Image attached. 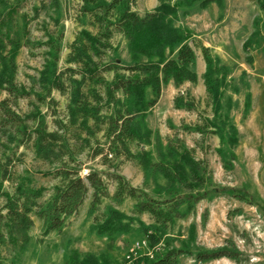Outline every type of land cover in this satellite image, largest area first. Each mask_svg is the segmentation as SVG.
Masks as SVG:
<instances>
[{
	"label": "trees",
	"instance_id": "16d2710c",
	"mask_svg": "<svg viewBox=\"0 0 264 264\" xmlns=\"http://www.w3.org/2000/svg\"><path fill=\"white\" fill-rule=\"evenodd\" d=\"M27 1L0 0V90L8 94L0 100V127L7 123L17 126L22 140L29 144L35 155L52 160V167L45 174L57 180V183L52 187L49 197L41 200L46 189L35 186L30 173L21 174L10 167L9 161L0 160V264L13 262L8 259L3 248L16 255L29 245L32 215L44 221L46 233L60 232L67 219L79 211L89 196L91 201L88 214L93 217L89 230L109 239L128 232L132 219L114 207H110L106 213L98 214L106 198L119 204L127 198L135 199V212L148 213L155 220V229H165L176 218L182 217L183 205H186L188 211L193 210L195 203L207 196L206 192H193L204 183L205 172L209 169L208 162L196 158L193 147H189L181 137L168 138L164 143L160 134L145 123L144 132L141 133L140 123L145 113L158 102L164 84L173 80L179 87L186 81L198 80L192 68L196 60V49L189 42L192 32L175 23L181 8L197 6L202 9L212 2L221 4L223 0H158L156 8L143 15L132 8L135 0H80L78 21L84 24L90 19L97 29L91 31L82 28L79 31L70 44L66 60L69 66L63 70L58 68L65 28L62 22V0H50L43 7L35 6L32 17L24 10ZM257 1L264 11V0ZM43 9L55 14L52 19L58 30L49 31L47 40H37L34 44L47 47L46 61L39 71V77L34 79L39 90H28L17 82L16 58L24 46H32L30 25ZM183 13L189 12L184 10ZM115 33H121L127 39L132 58L128 64L103 61L101 50L112 47L111 39ZM249 43L248 39L246 48ZM196 45L200 47L207 65L203 80L212 101L213 115L214 118L219 117L223 87L227 83L225 66L216 63L209 46L203 43ZM106 72H114L112 80L105 77ZM53 90L69 96L67 116L70 123L90 133L93 132V126H105L103 136L109 144L108 149H94L95 155L103 154L104 159L109 160L110 155L119 157L123 154L128 160H138L144 173L155 182L160 175L163 176L169 191L180 186L182 189H190L192 193L184 191L172 198L152 196L134 186L119 172L121 162L112 165L113 170L107 171L89 167L88 172L82 175L75 149L68 143L58 145L61 140L59 129L64 127L61 119L57 121L59 129L50 130L39 105L27 114V119H23L10 105L12 98L15 102L20 97L33 96L38 102L50 106L51 103H57L52 97ZM149 90L152 93L150 98ZM118 92L123 94L122 98L117 95ZM184 94L179 93L175 97V107L195 110L194 101L189 99L191 95L188 93L186 97ZM27 120L34 122V127H29ZM204 120V123L183 125V128L202 135L206 132L216 133L221 139L228 133L231 145L238 143L235 124L226 119L220 120V123L210 117ZM211 126L215 128L211 129ZM144 134L148 142L154 135L157 160L153 159L152 150L145 147L136 153L131 150L130 142ZM86 142L89 143V140ZM232 156L236 158L235 153ZM103 174L115 183L113 192ZM6 181L11 184V188L5 186ZM222 192L250 202L246 190L232 187ZM148 236L151 241H158L157 233H149ZM185 251V248L172 247L154 259L147 258L144 264H178L179 256ZM221 257L239 261L240 253L223 247L195 254L197 262ZM136 262L132 264L140 263ZM61 264L116 263L105 251L95 253L71 249Z\"/></svg>",
	"mask_w": 264,
	"mask_h": 264
},
{
	"label": "rangeland",
	"instance_id": "374dc122",
	"mask_svg": "<svg viewBox=\"0 0 264 264\" xmlns=\"http://www.w3.org/2000/svg\"><path fill=\"white\" fill-rule=\"evenodd\" d=\"M49 2L50 0H28L24 10L32 17L35 6L43 7ZM62 2V22L65 28L59 54V70L69 66L66 60L70 44L79 31L82 28L91 31L97 29L90 19L84 24L78 21L80 0ZM158 4V0H135L132 8L143 15L153 11ZM184 10L189 13L184 14ZM53 15L52 11L43 9L40 16L31 22L32 46H24L16 58L17 82L28 90H39L34 79L39 77V71L44 67L47 47L34 44L37 40H47L49 31L58 30L52 19ZM175 23L192 32L189 42L196 49V60L192 68L197 73L198 80L186 81L179 87L173 80L164 84L158 102L145 113V118L140 123L141 133L147 125L160 134L164 143L168 138L175 139V136H179L189 147H193L195 157L206 160L209 165L204 183L196 187L193 193L206 192L207 196L196 202L193 210L188 211L186 205H183V216L176 218L174 223L162 228L163 230L154 228L155 220L148 213L135 212V199L127 198L119 204L106 198L98 214L106 213L110 207H114L132 219L129 231L115 239L90 232L89 228L93 223V217L88 214L90 196L79 211L67 219L60 232L46 233L44 221L37 215H32L31 240L27 248L16 255L7 248L2 249L8 259L13 261L10 264H61L65 254L71 249L95 253L105 251L116 264H132L135 261L144 264L147 258L154 259L172 247L186 249L179 256L178 264H264V11L257 0H223L221 4L212 2L202 9L197 6L182 7ZM248 39L250 43L246 48ZM196 43L209 46L216 63L225 66L227 83L223 87L219 117L214 118L213 115L212 101L207 95L203 80L207 65ZM111 44V48L101 50L104 62H131L127 39L123 34L115 33ZM105 77L112 80L114 72H106ZM179 93H185L186 97L188 93L191 95L189 99L194 101L195 110L175 107L174 99ZM117 95L123 97L121 92ZM7 96L6 91L0 90V100ZM52 97L58 104L51 103L49 106L30 96L20 97L15 102L12 98L10 105L23 119H27V114L39 105L50 130L59 129L57 121L61 119L64 127L59 129L61 140L58 145L68 143L75 149L82 175L88 172L89 167L107 171L113 170L112 165L121 162L119 172L134 186L152 196L172 198L184 191L192 193L190 189H182L180 186L169 191L163 176L160 175L155 182L144 173L138 160H128L123 154L119 157L109 156V160H105L103 154L95 155L94 149H108L109 144L103 136L105 126H93L92 133L78 128L70 123L67 116L69 96L53 90ZM148 97H152L150 90ZM205 117L213 118L218 123L226 119L235 124L238 143L232 146L228 133L221 139L216 133L206 132L202 135L183 128V125L204 123ZM27 123L29 127L35 125L31 120H27ZM214 128L211 126V129ZM146 138L145 134L138 136L130 142V148L134 153L142 147L150 149L153 159L157 160L155 137L152 135L150 142ZM233 153L236 155L235 159ZM0 160L9 161L10 167L21 174L30 173L34 185L46 189L41 200L49 197L52 187L57 183V180L45 174L51 169L52 160L35 155L29 144L22 140L17 126L11 123L0 127ZM103 175L113 192L115 183ZM5 186L11 188L8 181ZM232 187L246 190L250 202L222 192ZM149 233H157L158 241H151ZM223 247L238 251L240 260L221 257L197 262L195 259L198 251Z\"/></svg>",
	"mask_w": 264,
	"mask_h": 264
}]
</instances>
